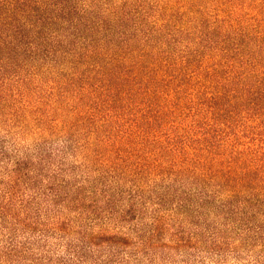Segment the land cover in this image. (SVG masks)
<instances>
[{
	"label": "trees",
	"instance_id": "trees-1",
	"mask_svg": "<svg viewBox=\"0 0 264 264\" xmlns=\"http://www.w3.org/2000/svg\"><path fill=\"white\" fill-rule=\"evenodd\" d=\"M218 3L0 0L5 258L264 264V0Z\"/></svg>",
	"mask_w": 264,
	"mask_h": 264
},
{
	"label": "rangeland",
	"instance_id": "rangeland-1",
	"mask_svg": "<svg viewBox=\"0 0 264 264\" xmlns=\"http://www.w3.org/2000/svg\"><path fill=\"white\" fill-rule=\"evenodd\" d=\"M205 7L208 11H216L220 4L218 3V0H204ZM248 136H252V134H245ZM23 145L26 147H29L31 149H34L36 147V141L34 139V136H27L22 141ZM59 144H62L63 142H58ZM1 234V233H0ZM75 237V236H74ZM75 239V238H74ZM53 242L58 243V251L52 258V264H54L55 260L58 256H66V259L73 261L74 259L68 255V253H65L64 249H61V245L64 243L61 241H57L55 239H51ZM5 239L0 237V251L3 253L0 255V264H19L17 262H13L10 259L5 258ZM99 243V240H98ZM101 243V241H100ZM99 243V244H100ZM102 244V243H101ZM105 247V248H104ZM109 250L105 245L101 246H93L90 250L87 251V262L85 264H248V252L244 251L241 261L238 262L236 258L232 255H229L227 257H220V256H214V255H208V254H196L191 251L189 252H172L170 255L165 257H161L159 255L158 258L151 261L148 257H143L142 260L140 259H132L128 258L127 255H120L118 257H112V251ZM253 257V256H252Z\"/></svg>",
	"mask_w": 264,
	"mask_h": 264
}]
</instances>
